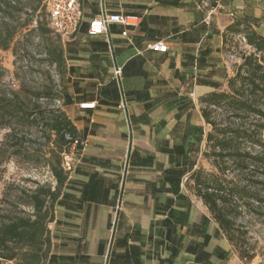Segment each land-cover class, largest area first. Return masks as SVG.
Instances as JSON below:
<instances>
[{
  "label": "crops",
  "instance_id": "1",
  "mask_svg": "<svg viewBox=\"0 0 264 264\" xmlns=\"http://www.w3.org/2000/svg\"><path fill=\"white\" fill-rule=\"evenodd\" d=\"M200 1L80 0L81 25L63 45L62 104L86 147L54 206L45 264L213 262L209 212L190 179L209 133L201 99L224 91L233 75L227 28L247 20L264 35V0H224L209 24ZM102 10L137 24L89 36L88 22ZM157 42L166 52L149 49ZM113 64L122 67L130 127L117 107ZM86 102L95 109H80ZM129 129L130 172L122 182Z\"/></svg>",
  "mask_w": 264,
  "mask_h": 264
},
{
  "label": "trees",
  "instance_id": "2",
  "mask_svg": "<svg viewBox=\"0 0 264 264\" xmlns=\"http://www.w3.org/2000/svg\"><path fill=\"white\" fill-rule=\"evenodd\" d=\"M17 5L18 1L0 0V11L17 10ZM38 9L45 12L41 0H37L33 11ZM0 16V50H8L17 32L10 26L9 16ZM241 27L244 29L243 38L253 52L243 56L235 74L227 80L226 90L209 93L201 99L202 116L211 127L206 137L209 153L204 155L213 159L219 174H210L209 179H203L199 172L194 171L190 179L195 195L207 207L229 245L237 251L240 260L248 263L255 254L253 249L245 248L236 240L235 220L241 213L237 212V203L242 202L244 214L264 224V35L254 30L247 20L233 23L227 32H238ZM38 29H41V24ZM51 62L66 66L61 47ZM38 101L36 98L31 110L27 111L17 94L6 97L4 92H0V132L7 129L4 137L12 143V155L30 159L29 148L16 142L20 133L17 127L30 129L45 118L46 111ZM211 108L225 112L230 119L228 124L223 126L212 120ZM45 119L49 121V132L55 136L54 148L50 150L47 162L55 186L35 183L33 189L15 188L18 205L30 207L32 213L27 215L18 210L0 217V264H45L49 253L47 224L54 219V206L67 180V174L61 167L62 154L69 144L66 136L77 137V132L61 109ZM3 142L0 140V151ZM241 144L244 147H240ZM231 170L239 173L241 179L236 180L235 175L230 177Z\"/></svg>",
  "mask_w": 264,
  "mask_h": 264
},
{
  "label": "rangeland",
  "instance_id": "3",
  "mask_svg": "<svg viewBox=\"0 0 264 264\" xmlns=\"http://www.w3.org/2000/svg\"><path fill=\"white\" fill-rule=\"evenodd\" d=\"M14 1H18L17 10L7 13L0 11V15L9 16L10 26L17 32L11 47L8 50H0V92H4L6 97L17 94L19 102H22V107L27 111L31 110L36 98H39L38 103L42 110L46 111L45 118H48L55 110H63L62 94L66 86V66H57L51 60L58 47L63 49L64 40L49 28L46 11H33L37 0ZM41 5L46 6V0H41ZM237 30L239 31L227 32L225 36V49L233 62V75L242 63L243 56L253 52L243 38L244 29L241 27ZM45 118L37 121L30 129L17 127L20 133L16 142L29 148L30 159L12 155V143L4 137L7 129L0 132V140H4L0 151V217L18 210H23L27 215L32 213L30 207L18 205V191L15 190L18 186L24 190L33 189L35 183L55 186L47 166L49 152L54 148L55 136L49 132V121ZM211 119L223 126L230 121L225 112L216 108H211ZM210 129L209 126V131ZM240 147L244 145L241 144ZM206 152L209 153L207 147L202 152L196 170L203 179H209L210 174H219L213 159L205 157ZM128 169L129 173L130 163ZM234 175L236 180L242 177L231 170L229 176ZM237 206V212L241 213L236 215L235 220L236 240L244 244L245 248L253 249L255 257L248 263L240 260L237 251L229 245L209 214V251L214 255L213 262L209 264H264V224L244 214L242 202L237 203ZM47 228L49 230V223Z\"/></svg>",
  "mask_w": 264,
  "mask_h": 264
},
{
  "label": "built area",
  "instance_id": "4",
  "mask_svg": "<svg viewBox=\"0 0 264 264\" xmlns=\"http://www.w3.org/2000/svg\"><path fill=\"white\" fill-rule=\"evenodd\" d=\"M201 0L199 8L205 11V23L209 24L212 17L218 15L223 9L224 0ZM45 11L49 28L63 40L71 38L76 34L82 19L80 0H46ZM233 18L232 13L229 14ZM137 24V18L126 16L123 14H111L102 10L97 16L88 22L87 34L89 36H105L109 35V28L111 25H120L123 27L133 26ZM121 36H126V31L121 32ZM149 49L153 52L164 53L167 46L162 42L151 44ZM112 80L116 84L119 91L118 109L125 114L126 121L129 126V119L126 116L127 100L122 88V67L113 64ZM83 110H94L95 102H86L79 105ZM130 127V126H129ZM66 151L62 154L61 167L67 174L74 172L79 159L85 152L86 141L80 137H69ZM133 138L131 130L129 129L127 135V142L125 153L123 155V168H122V182H124L129 168V160L132 153Z\"/></svg>",
  "mask_w": 264,
  "mask_h": 264
}]
</instances>
